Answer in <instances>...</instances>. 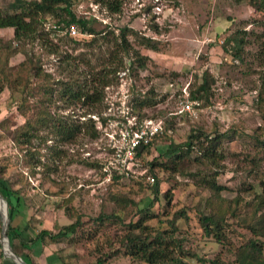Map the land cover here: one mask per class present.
Instances as JSON below:
<instances>
[{
  "label": "rangeland",
  "instance_id": "rangeland-1",
  "mask_svg": "<svg viewBox=\"0 0 264 264\" xmlns=\"http://www.w3.org/2000/svg\"><path fill=\"white\" fill-rule=\"evenodd\" d=\"M121 1L120 12L110 13L95 0H69L76 16L94 18L92 28L102 32L94 36H67L55 15L40 16L38 33L25 46L37 72L18 70L21 53H0V177L24 198L33 232L56 233L77 216L82 220L69 238L13 253L31 264H148L127 252L134 233L147 242L162 239L175 260L168 264H238L251 242L264 257V12L251 0ZM11 2L0 0V11ZM124 27L127 56L115 40ZM237 33L244 39L240 59L229 43ZM12 38V29H0L2 41ZM145 38L157 51L141 45ZM104 70L115 74L94 108L64 95L65 84L83 85ZM205 77L212 82L201 110L175 114L184 93ZM136 107L143 119L165 121L166 134L128 175L106 180L98 167L107 151L104 130L136 117ZM50 116L55 121L47 123ZM98 118L105 124L97 138L84 127L73 139L50 128L88 119L99 128ZM26 121L35 129L29 141L20 136ZM188 141L175 163L163 156L170 142ZM210 149L213 163L204 159ZM212 182L219 191L208 188ZM156 184L158 201L150 206ZM179 213L185 218L170 224ZM200 214L222 217L211 237H202ZM1 232L0 218V264H14L3 256Z\"/></svg>",
  "mask_w": 264,
  "mask_h": 264
},
{
  "label": "trees",
  "instance_id": "trees-1",
  "mask_svg": "<svg viewBox=\"0 0 264 264\" xmlns=\"http://www.w3.org/2000/svg\"><path fill=\"white\" fill-rule=\"evenodd\" d=\"M96 3L101 4L106 10L110 13H118L121 10L122 1L121 0H95ZM254 7L258 11L264 12V0H251ZM44 15H55L58 18V22L56 23L59 27L57 30L62 32L65 30V34L67 36H71L69 34V29L71 27L75 28L78 34H88V35H97L102 32H97L92 28V23H94V18L81 16L78 17L71 10V4L69 0H13L8 6V10L0 11V29H12L13 30V38L6 42L0 39V53L7 52L9 55H13L15 53H21L24 56L23 61L17 66L19 71L27 70L37 72L38 70V61L30 56L28 50L25 48L26 44L31 43L33 39H35V35L38 33V27L41 24L40 16ZM245 34V32H243ZM103 36V35H102ZM128 36V28H121L118 34L115 36V40L118 41V47L121 51L127 56L130 51L132 52L131 45L127 40ZM95 40V37H92ZM16 42L17 47H12V43ZM229 43L232 44V49H234L233 57L235 59H240L239 51L242 50V46L244 45V39L238 37V33L235 34L229 40ZM141 45L146 46L149 50H156L157 47L154 44H151V40L145 38V41L141 43ZM136 57V62H138V67L140 69H144V63L140 62L141 59H144L137 51L133 52ZM115 69L122 67V62L119 61L117 63ZM114 69V71H115ZM111 70L100 71L97 75H92L90 81H86L83 85H68L65 84L64 95L70 97L71 99L76 100H84L83 103L88 107L93 106L97 103H101L102 97L101 92L103 88L109 85V80L107 76L114 72ZM115 74V72H114ZM35 76L37 73L34 74ZM4 77L7 78V75ZM212 82V79H208L205 77L202 79L201 84L196 88L195 91L190 92L189 98L190 100H194L198 102L197 110L200 111L202 108V101L205 99L206 93L209 90V86ZM3 90V86H0V93ZM141 107L140 103H138ZM134 111L137 113L136 116L141 121L145 114L138 107L134 108ZM52 116L46 121L47 123L55 121L52 120ZM98 121L101 122V127L97 128V125L92 119H88L87 123L83 125H75L68 124L64 125L61 121L56 125L54 122L50 125V128L58 134L61 138L64 139H73L76 134L80 133L83 127L86 131H89L90 136L93 138H97L98 135L101 134L105 124V120L103 118H98ZM28 127L26 131L20 133V136L26 137L29 141L33 138L35 129L26 121ZM30 128V129H29ZM166 134V126L165 121L163 122V134L157 136L149 145L144 148L139 149V153L137 155L140 158L143 153H146L148 149L151 148L152 145L160 141V139ZM183 146H190V142H186L185 144H178L170 142L168 144L165 155L169 161L175 163L176 160L180 159V150ZM205 155L204 159L208 162H212L214 158V150L210 149ZM101 163L98 164V167L101 168ZM120 176L114 172L112 175V179H118ZM2 178L0 177V193L6 199L9 205V225L6 231V235L9 238V242L11 248L15 254H17L18 248L19 250L31 249V245L37 242L44 243L46 239L50 241H56L61 239L69 238L74 235L78 230L79 226L82 224V220L80 216H77L76 219L58 229L56 233L52 232L48 229H41L38 232H33L30 226L29 220L26 219L24 210H25V201L22 195L16 190H12L9 185H5ZM214 191H219L220 186L215 182L208 187ZM152 192V201L151 205L154 202L158 201V184L154 185L151 188ZM168 194V193H167ZM168 196V195H166ZM171 197V196H169ZM14 198L15 200L13 201ZM206 204L208 205V200H206ZM199 216V224L200 228L203 231L204 237H211V231L213 228H218L221 224L222 217L220 215H207L200 214ZM185 218L183 213L176 214L174 219L172 220V225H174V221L178 219ZM18 241V246H14L13 241ZM162 239H154V241L147 242L145 238H142L134 233H131L126 238V247L127 252L130 256H133L137 259L143 260L148 264H168L169 261H175L167 252L166 247L163 246ZM262 250L258 248L255 242H251L245 253L242 254L240 259L237 261L238 264H264V257L262 256ZM177 260V259H176ZM97 262H100L98 259ZM180 262H175V264H179Z\"/></svg>",
  "mask_w": 264,
  "mask_h": 264
},
{
  "label": "built area",
  "instance_id": "built-area-1",
  "mask_svg": "<svg viewBox=\"0 0 264 264\" xmlns=\"http://www.w3.org/2000/svg\"><path fill=\"white\" fill-rule=\"evenodd\" d=\"M70 35L76 34V29H69ZM198 102L190 100L189 94L184 93L179 109L175 114L194 116L198 108ZM163 134V122L161 119H143L130 116L124 117L122 122L110 125V131L104 130L107 142V151L101 163V172L104 179L110 180L114 172L119 176L128 175L140 148L149 145L157 136ZM153 179H151V182Z\"/></svg>",
  "mask_w": 264,
  "mask_h": 264
},
{
  "label": "water",
  "instance_id": "water-1",
  "mask_svg": "<svg viewBox=\"0 0 264 264\" xmlns=\"http://www.w3.org/2000/svg\"><path fill=\"white\" fill-rule=\"evenodd\" d=\"M0 198H1V200L3 199L1 195H0ZM0 218L2 221L1 243L3 246V256L5 258H7L8 260H10L11 262H13L14 264H31L28 259H24L22 257H19V256L15 255L12 251V248H11V245L9 242V238L6 235V231H7L8 225H9V211L5 212V217H3L2 214L0 213ZM6 250L9 252V256H6V253H5Z\"/></svg>",
  "mask_w": 264,
  "mask_h": 264
},
{
  "label": "bare ground",
  "instance_id": "bare-ground-1",
  "mask_svg": "<svg viewBox=\"0 0 264 264\" xmlns=\"http://www.w3.org/2000/svg\"><path fill=\"white\" fill-rule=\"evenodd\" d=\"M1 207L3 209H1ZM5 212H6L5 206H4L3 202L0 200V213L2 214L3 217H5ZM5 253H6V256H9V252L7 250L5 251Z\"/></svg>",
  "mask_w": 264,
  "mask_h": 264
}]
</instances>
